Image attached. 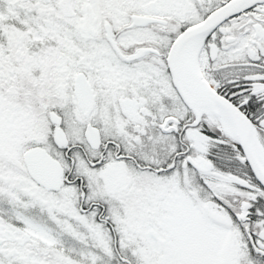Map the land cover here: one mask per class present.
Here are the masks:
<instances>
[{
  "label": "snow or ice",
  "instance_id": "6c2138e0",
  "mask_svg": "<svg viewBox=\"0 0 264 264\" xmlns=\"http://www.w3.org/2000/svg\"><path fill=\"white\" fill-rule=\"evenodd\" d=\"M0 264H264V0H0Z\"/></svg>",
  "mask_w": 264,
  "mask_h": 264
}]
</instances>
